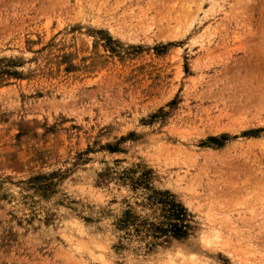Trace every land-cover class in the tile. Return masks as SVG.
Masks as SVG:
<instances>
[{
  "label": "rangeland",
  "instance_id": "rangeland-1",
  "mask_svg": "<svg viewBox=\"0 0 264 264\" xmlns=\"http://www.w3.org/2000/svg\"><path fill=\"white\" fill-rule=\"evenodd\" d=\"M187 5L0 0V264H264V0Z\"/></svg>",
  "mask_w": 264,
  "mask_h": 264
},
{
  "label": "trees",
  "instance_id": "trees-1",
  "mask_svg": "<svg viewBox=\"0 0 264 264\" xmlns=\"http://www.w3.org/2000/svg\"><path fill=\"white\" fill-rule=\"evenodd\" d=\"M214 140V139H213ZM170 210L168 211L169 218L171 219H176L180 222H183L182 219V214L181 212V207H179L176 204H172L169 208ZM187 226L182 224V225H177L175 223L170 224L169 230H165L166 233H171L175 238L181 239L184 238L187 235Z\"/></svg>",
  "mask_w": 264,
  "mask_h": 264
},
{
  "label": "bare ground",
  "instance_id": "bare-ground-1",
  "mask_svg": "<svg viewBox=\"0 0 264 264\" xmlns=\"http://www.w3.org/2000/svg\"><path fill=\"white\" fill-rule=\"evenodd\" d=\"M183 1V0H182ZM185 1V3H186V5H187V7H190V6H196L198 9H199V11H200V9H203L204 8V4L205 3H209V5H210V9H214L215 7L216 8H218V7H221V5H222V3H225L226 1H228V0H187V2H186V0H184ZM185 6V5H184ZM190 9V8H189ZM196 9V8H195ZM208 9V8H207ZM206 9V10H207ZM220 9V8H219ZM208 11H210V10H208ZM208 242V241H207Z\"/></svg>",
  "mask_w": 264,
  "mask_h": 264
}]
</instances>
